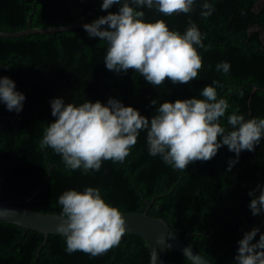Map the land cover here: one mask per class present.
I'll use <instances>...</instances> for the list:
<instances>
[{"label": "trees", "instance_id": "1", "mask_svg": "<svg viewBox=\"0 0 264 264\" xmlns=\"http://www.w3.org/2000/svg\"><path fill=\"white\" fill-rule=\"evenodd\" d=\"M102 2L0 0V29L91 23L118 11L116 5L102 10ZM204 2L197 0L189 14L172 16L143 9L148 22L162 19L170 30L183 34L191 21L202 33L208 50L197 49L202 68L189 84H173L166 78L154 87L132 69L127 73L108 70L104 64L107 44L89 37L83 26L0 35V77L14 80L26 96L19 114L0 103V198L55 214L62 211L58 198L64 191L89 186L99 188L106 202L121 212H142L152 202L151 216L165 219L177 235L188 238L214 263L234 264L243 234L257 226L264 232V214L253 216L248 207V192L264 184V168L256 174L253 159L264 164L262 149L254 155L245 150L231 171L228 162L235 153L227 146L212 159L179 171L159 156L149 155L147 133L142 131L123 163L106 160L99 171L84 175L79 169L69 174L60 155L39 148L45 128L56 119L50 101L57 97L77 106L86 100L106 104L115 98L150 119L159 104L198 97L206 85L217 81L213 86L218 98L228 101L229 114L238 109L246 119L264 118V2L208 0L215 11L203 17ZM222 61L231 65L227 74L216 70ZM221 123L226 125V118ZM65 248L62 234L47 237L39 230L0 220V264H151L146 240L133 233H125L118 246L99 256L81 251L68 254ZM167 264L195 263L170 248Z\"/></svg>", "mask_w": 264, "mask_h": 264}, {"label": "clouds", "instance_id": "2", "mask_svg": "<svg viewBox=\"0 0 264 264\" xmlns=\"http://www.w3.org/2000/svg\"><path fill=\"white\" fill-rule=\"evenodd\" d=\"M196 2L103 0L102 10L116 5L118 11H109L83 27L89 37H98L107 44L104 64L108 70L127 73L132 69L154 87L165 83L166 78L173 84H189L197 79L202 68L197 49L208 50L202 33L191 21L183 34L170 30L162 19L148 22L143 9H154L165 16L189 14ZM214 11L213 4L205 0L201 15L208 17ZM230 68L226 61L216 65V70L223 74L229 73ZM217 83L206 85L198 95L202 98L159 104L150 119L115 98H109L106 104L86 100L78 106L65 103L62 97L53 98L51 115L56 119L45 128L39 148H50L60 155L69 174L79 169L87 175L99 171L103 161L123 163L140 133L146 131L149 155L159 156L173 170L184 171L196 161H208L222 146H227L235 153V159L228 162L231 171L242 151H254L264 140V118L246 119L238 109L229 114L228 101L218 98L213 86ZM25 100L14 80L0 77V103L8 111L19 114ZM225 118L226 125L221 123ZM248 195L251 214H264V184L257 185ZM58 204L62 211L57 231L65 239L68 254L81 251L91 256L103 255L118 246L126 233L125 216L118 207L106 202L99 188L66 190L59 196ZM156 260L153 254L151 264H156ZM234 264H264V232L260 227L246 231L238 241Z\"/></svg>", "mask_w": 264, "mask_h": 264}, {"label": "water", "instance_id": "3", "mask_svg": "<svg viewBox=\"0 0 264 264\" xmlns=\"http://www.w3.org/2000/svg\"><path fill=\"white\" fill-rule=\"evenodd\" d=\"M85 22L51 27H28L19 31H5L0 29V35L15 37L37 32H53L83 26ZM152 202L148 203L145 211L122 212L126 219V233L142 236L151 253L156 254V264H167V252L170 248L182 253L195 264H216L201 253L189 239H183L176 234L169 223L157 216L149 214ZM59 214L42 212L20 205V202L0 198V220L22 226L26 229L39 230L48 237L49 234H61L57 231L60 223Z\"/></svg>", "mask_w": 264, "mask_h": 264}, {"label": "rangeland", "instance_id": "4", "mask_svg": "<svg viewBox=\"0 0 264 264\" xmlns=\"http://www.w3.org/2000/svg\"><path fill=\"white\" fill-rule=\"evenodd\" d=\"M262 2H264V0H262ZM262 142L258 145H256L255 150L253 151V155L256 154L258 151H264V140H261ZM241 154H245V151H242ZM254 159V168L256 171V174H261V170L262 168H264V164L263 163H259L257 158H253Z\"/></svg>", "mask_w": 264, "mask_h": 264}]
</instances>
